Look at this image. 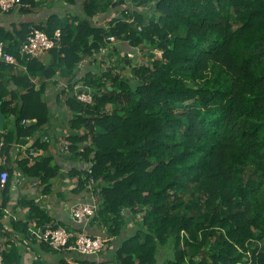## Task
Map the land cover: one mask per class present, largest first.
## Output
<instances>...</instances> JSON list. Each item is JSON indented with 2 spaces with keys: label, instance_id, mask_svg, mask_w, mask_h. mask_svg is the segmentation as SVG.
<instances>
[{
  "label": "trees",
  "instance_id": "trees-1",
  "mask_svg": "<svg viewBox=\"0 0 264 264\" xmlns=\"http://www.w3.org/2000/svg\"><path fill=\"white\" fill-rule=\"evenodd\" d=\"M117 7L122 18L111 13ZM99 15H108L103 26L90 22ZM37 27L61 32L46 64L19 56L28 26L15 36L0 28L4 49L27 69L5 78L15 67L0 65V111L13 126L3 153L10 160L14 144L56 119L46 82L35 90L30 77L64 80L54 99L64 153L76 163L67 175L75 194L90 186L99 199L88 227L104 237L106 256L54 250L58 264H264V0H84L72 20L54 15ZM34 146L42 153L0 165V175L19 172L50 194L59 166L45 155L48 142ZM10 200L7 180L0 237L11 249L2 255L20 264L11 239H29V223L5 230ZM14 208H27L41 230L58 226L33 200L20 197Z\"/></svg>",
  "mask_w": 264,
  "mask_h": 264
},
{
  "label": "crops",
  "instance_id": "crops-1",
  "mask_svg": "<svg viewBox=\"0 0 264 264\" xmlns=\"http://www.w3.org/2000/svg\"><path fill=\"white\" fill-rule=\"evenodd\" d=\"M75 4H69L66 0H32L31 3H27V8H17L8 13H0V28L4 29L5 32H10L11 35L15 36L16 29L21 27L22 25H30L34 24L35 26L39 24H44L49 17L58 15L65 20H72V17H76L80 14L82 3L84 0H75ZM120 9L114 8L111 9V13L115 12L118 18H122L120 13L118 12ZM108 15H99L97 20L90 21L92 24H97L98 26H103L107 21L105 20ZM12 41L11 43H14ZM98 55H96L97 57ZM51 54L45 53L38 57L39 62L42 64H46L51 60ZM85 64H80V68L86 67L89 61H85ZM99 66V64L97 65ZM3 77L10 76H19V75H27V69L25 65L19 62V65L16 66L13 71L9 72L8 70L2 71ZM57 78V76L55 77ZM51 81H43L40 76H32L30 77V82L35 87V90L40 88L41 82H46V90L48 96V106L52 109V114L56 119H53V122L45 125L40 132L36 133L34 136L38 137H47L48 143L51 147L48 148V152H45V155L51 154L53 158V162L59 166V175L54 180L53 185L51 187L50 194L41 193V189H38L36 186L35 180H30L23 178L21 176H14L9 180L10 183V197L11 200L9 202V207L5 209V215L3 218V226L6 231L10 230L11 221H28L29 223V239L23 237L22 235L15 234L14 238L11 239L14 242L15 247L18 249V252L21 257L20 264H58L60 255L57 254L54 250L46 249L44 247V243L39 236H34L33 231L38 228L35 224V221H29V211L27 208L16 209L15 204L20 197H25L29 200H33L36 204H39L45 210L46 215H48L52 219L53 224H57L58 226L66 227V228H74L77 232H87L92 233L95 232V228H90L87 226L86 230H82L80 226L73 224L70 219V208L73 204L78 201H87V193L80 192L75 194L73 191L75 188V180L76 178H71V176L67 175L72 167L76 163L71 162L67 158V154L60 150V146L62 144V135L65 132L64 125L60 124L57 120V103L55 102V92L64 86V80L57 78V86H54ZM11 90H17L18 93L23 92V88L18 84L14 85L12 81L9 82ZM2 130L1 132H8L12 130V123H8L3 118L2 122ZM56 134V138L54 137ZM21 139L20 143L14 144L9 150L10 160L6 157L5 165L13 166L11 164L12 161L19 160L23 157V149L26 146L31 145L32 139L35 137ZM53 140V141H52ZM6 156V155H5ZM0 165H2V161L0 160ZM36 226V228H35ZM46 226H49L46 225ZM92 229V230H91ZM11 245H8V242L3 237H0V249L3 251L10 250ZM106 259V256L98 257L99 261H103Z\"/></svg>",
  "mask_w": 264,
  "mask_h": 264
},
{
  "label": "built area",
  "instance_id": "built-area-1",
  "mask_svg": "<svg viewBox=\"0 0 264 264\" xmlns=\"http://www.w3.org/2000/svg\"><path fill=\"white\" fill-rule=\"evenodd\" d=\"M28 4H25L23 0H0V13H8L17 8H27ZM140 30V28H139ZM108 42L115 43L116 40L113 36H109L107 38ZM61 42V32L60 30H55L53 35L49 37L45 32L39 29L34 24L28 25L27 34L25 40L21 43L19 49V56L23 60H31L33 58H38L41 55L47 53L48 51L58 48ZM86 62L83 61L82 64ZM8 64L11 66H18V60L15 56L8 53L3 44L0 42V65ZM79 87V86H78ZM78 100L90 104L92 103V98L89 94L80 93L76 94ZM25 124V121H23ZM0 131V160L2 161V165H5L6 156L3 153L4 148V136ZM32 139V143L26 148L23 149V157L21 158H31L37 156L42 153L40 147H35L34 143L38 140L39 144L48 141L47 137H36ZM67 143L62 142L60 146V150L62 152H67ZM20 158V159H21ZM15 175L20 176L19 172H15ZM8 180V173L6 170H3L0 175V186H4V184ZM87 193V201H78L73 204L70 208V219L73 224L80 226L83 231L88 226L89 221L96 214L99 199L92 192L91 187H88ZM36 228V226H35ZM34 236H39V238L48 244L53 250L61 253V252H75L80 255H89L95 256L98 261L99 253L105 248L104 245V237L102 235L91 236L87 232H77L74 228H66L62 226H57L56 228L46 226L42 230L36 228L33 231ZM3 250L0 249V264H6L3 260L2 255Z\"/></svg>",
  "mask_w": 264,
  "mask_h": 264
},
{
  "label": "rangeland",
  "instance_id": "rangeland-1",
  "mask_svg": "<svg viewBox=\"0 0 264 264\" xmlns=\"http://www.w3.org/2000/svg\"><path fill=\"white\" fill-rule=\"evenodd\" d=\"M99 66L105 67L106 65L99 64ZM166 257H167V252L164 249H161L160 252L157 254V259H158L159 263L164 261L166 259ZM168 257H169V255H168Z\"/></svg>",
  "mask_w": 264,
  "mask_h": 264
},
{
  "label": "water",
  "instance_id": "water-1",
  "mask_svg": "<svg viewBox=\"0 0 264 264\" xmlns=\"http://www.w3.org/2000/svg\"><path fill=\"white\" fill-rule=\"evenodd\" d=\"M3 115L1 114V111H0V131L2 130V127H1V125H2V122H3Z\"/></svg>",
  "mask_w": 264,
  "mask_h": 264
}]
</instances>
